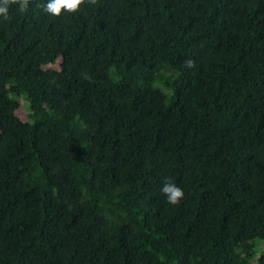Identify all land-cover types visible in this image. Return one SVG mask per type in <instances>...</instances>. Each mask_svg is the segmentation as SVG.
I'll use <instances>...</instances> for the list:
<instances>
[{
  "label": "trees",
  "instance_id": "obj_1",
  "mask_svg": "<svg viewBox=\"0 0 264 264\" xmlns=\"http://www.w3.org/2000/svg\"><path fill=\"white\" fill-rule=\"evenodd\" d=\"M46 3L0 18V264H264V0Z\"/></svg>",
  "mask_w": 264,
  "mask_h": 264
},
{
  "label": "clouds",
  "instance_id": "obj_2",
  "mask_svg": "<svg viewBox=\"0 0 264 264\" xmlns=\"http://www.w3.org/2000/svg\"><path fill=\"white\" fill-rule=\"evenodd\" d=\"M86 0H47V3L42 5L43 11L51 16L59 17L63 12L76 13ZM31 0H0V18L7 21L10 19L9 9L12 5L17 6V11L26 13L29 10ZM88 3L95 4L96 0H88ZM185 66L189 69L195 66V62L191 59L185 61ZM166 200L171 205H178L184 198V191L176 183L165 179L162 187Z\"/></svg>",
  "mask_w": 264,
  "mask_h": 264
},
{
  "label": "rangeland",
  "instance_id": "obj_3",
  "mask_svg": "<svg viewBox=\"0 0 264 264\" xmlns=\"http://www.w3.org/2000/svg\"><path fill=\"white\" fill-rule=\"evenodd\" d=\"M16 113L18 114V116H20L23 120H26L27 119V115H28V112L26 110L25 107H21L19 109L16 110Z\"/></svg>",
  "mask_w": 264,
  "mask_h": 264
}]
</instances>
